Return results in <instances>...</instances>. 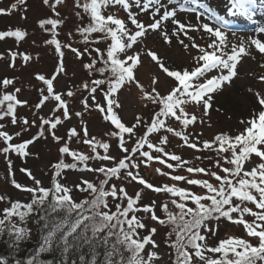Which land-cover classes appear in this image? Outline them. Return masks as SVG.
Listing matches in <instances>:
<instances>
[{"label":"snow or ice","instance_id":"6c2138e0","mask_svg":"<svg viewBox=\"0 0 264 264\" xmlns=\"http://www.w3.org/2000/svg\"><path fill=\"white\" fill-rule=\"evenodd\" d=\"M25 3L26 0H16L11 9ZM256 3L257 0H232L230 11L233 15L247 16ZM42 4L48 6L55 17L42 18L38 25L51 33V38L45 43L54 46L58 53V66L50 78L36 74L35 78L46 86L39 90L40 101L36 107H42L49 100H53L56 106L50 118L41 117L37 135L20 143H13V140L21 133L10 134L0 123V142L3 143L0 153L6 158L10 153L28 157L31 153L27 149L44 136L45 127L52 139L60 143L64 138L55 130L62 124V118L56 113H62L63 120H70L74 114L80 118L81 127L79 130L76 127L68 130L67 140L59 152L61 157L67 156L71 162L66 163L62 158L52 165L54 180L51 187L43 186L29 169L22 171L33 181V186L17 182L14 174L10 173L13 176L12 185L29 193L30 199L23 202L7 198L10 206L0 212V238L6 235L9 253L16 254L11 259L6 254H0V264H155L160 259L156 251L159 246L154 239L157 228L151 227L147 234L141 236V230L147 225L137 215L140 212L150 214V219L161 226L172 225L167 237L169 247L175 250L173 264H264V91L251 87L247 89L255 107L249 110L246 118L239 119L243 128L236 134L220 130L211 139L201 140L202 132L188 131L197 124L203 127L211 111H221L220 107L214 108V97L238 77L243 57H251L253 50L264 57V42L259 38L241 39L239 44H232L229 49V22L223 16L211 15L215 25L200 22V16L205 13L197 16L196 24L181 21L177 17V8H169L162 0H72L74 15L79 19L82 10L88 14L89 22L76 27L68 36L80 35L85 45L105 44L103 50L86 46L81 51L72 47L70 42L62 44L57 38L58 28L65 23L57 7L64 5L65 0H42ZM109 5L121 6L127 14L126 19L119 18L115 13L105 15L103 10ZM133 6L141 13H149L151 22L145 24L139 20L137 13L132 11ZM11 9L0 8V14ZM179 10L197 11L183 5ZM169 22L172 25L170 31ZM200 31L210 39L207 46L195 43V38L190 35ZM259 31L264 33V28ZM150 32L157 33L166 44L171 45L175 39L185 50L190 46L195 49L197 54L192 57V66L168 64L157 50L137 49L135 46L142 43ZM92 34H97L95 39H91ZM26 35V31L20 28L0 31V40L13 37L20 41ZM185 39L189 43H185ZM63 48L72 51L78 58L84 55L90 57V62L83 66L90 75L98 74L99 78L91 80V87L88 82L83 83V89L91 94L92 102L90 105L89 97L81 101L84 111H69L64 97L74 95L71 89L60 93L54 88L57 76L65 72ZM8 55L11 61L9 67H15L17 56L25 64L32 60L28 53L9 51ZM145 55L171 81L163 90L158 76L154 75L147 87L137 78ZM213 72L216 74H211ZM257 79L264 83V75H259ZM14 83L13 78L0 81L4 88ZM132 84L138 90L141 107L151 106L147 120L143 113L134 115L131 122H126L120 115L125 110L120 93ZM98 90L102 100H97ZM19 92L20 88H15L14 92H5L0 96V121L9 118L11 124L17 123V107L27 104V101L18 98ZM197 109L202 110L199 115ZM91 110L99 112L103 120L110 124L107 140L90 134L83 117ZM22 123L28 125L29 121L24 118ZM207 126H212L210 121H207ZM141 129L142 134H138ZM154 134L156 142L152 139ZM170 136L178 138L181 143L177 147L180 149L186 147L196 153L213 155H196L186 159L176 151L167 150ZM73 137L82 141L90 153L72 149L70 143ZM113 139L119 155L110 152L112 145L108 141ZM253 156L256 161L252 160ZM90 160L106 163L93 168L89 165ZM205 160L211 162L209 167L196 163ZM8 163L11 167L10 159ZM153 163L161 166L156 167L154 172L172 183L150 182L141 175V167H151ZM249 163L254 166L246 169ZM64 170L93 172L103 178L98 183L83 179L76 184V190L88 193V198L77 201L72 196L73 187L61 182ZM113 178L121 181L119 187L115 183L110 184ZM129 182L140 186L134 195H130L124 187ZM193 187L203 191H193ZM145 190L169 196V200L160 205L163 218L156 214L155 200L141 204ZM109 197L114 202V211L109 205ZM5 200L6 197L0 195V202ZM169 203L177 211L170 210ZM190 203L194 206H189ZM246 215L254 219L250 222ZM30 217H35L40 240L27 256L19 257L21 244L31 236V229L27 227ZM221 219L242 225L247 236L257 238L258 244H252L250 239L229 237L220 240L217 246L209 247L207 235H215ZM173 235L175 239H172ZM146 246H151L152 250L145 253ZM52 253L58 256L48 260L42 258Z\"/></svg>","mask_w":264,"mask_h":264},{"label":"rangeland","instance_id":"374dc122","mask_svg":"<svg viewBox=\"0 0 264 264\" xmlns=\"http://www.w3.org/2000/svg\"><path fill=\"white\" fill-rule=\"evenodd\" d=\"M163 3L167 4L169 8H177V17L181 21H189L193 24L197 23V16L200 13H205V15L200 16L201 23H212L215 25V21L210 17L212 14L223 16L229 22L228 32V43L229 49L232 44H239L241 39L249 38H259L264 42V33H261L259 29L264 28V0H257L255 5L251 6L250 14L245 16L242 14L233 15L230 11L232 6V0H198V3H194V0H162ZM16 3V0H0V8L6 10L11 9V5ZM183 5L185 8H196V12L191 11H180V6ZM57 11L60 12L61 17L65 19L63 26L58 28L59 36L57 37L62 44L71 43L72 47L78 48L81 51L87 47H99L102 50L105 48L104 42L99 44L85 45L83 41H79V35L68 36L69 32H74L77 24L81 22V18H77L74 15V8L72 5V0H65V4L57 7ZM132 11L137 13V18L144 22L145 24L151 22L150 14L147 12L141 13L139 9L133 6ZM105 15L110 13H115L119 18L126 19V12L121 6H111L109 5L104 9ZM55 18L51 9L48 6L42 4V0H26L23 5H18L16 9H11L5 14H0V31L15 30L20 28L26 31L27 35L24 39L17 41L13 37H8L0 40V55L3 56L0 59V81L4 78H13L15 80L14 85H10L4 88L0 84V96L5 92L12 93L15 88H20V92L17 94L18 98L22 101H27L26 105L18 106L16 109L17 123L15 125L11 124L9 118H5L0 123L5 125L4 130L8 131L10 134L20 132L21 135L13 140V143H20L24 140L33 138L39 132L40 119L50 118L52 115V110L55 108L56 104L53 100H49L44 103L40 108L36 105L40 101V89L46 88V86L38 81L35 77L36 74H43L46 78H50L52 74L56 71L58 66V53L55 52L54 46L47 45L45 41L51 38V33L46 32L41 29L38 25V21L42 18ZM87 20V19H86ZM50 27V26H46ZM129 27L132 26L129 24ZM172 25L168 23V29L171 30ZM195 38V43L201 46H207L210 43V39L207 34L203 31L190 33ZM96 36V35H95ZM185 43H189L185 39ZM137 49L149 48L157 50L158 54L165 58L168 64H178L192 66V57L196 55V50L189 47L185 50L177 40L173 39L171 45L166 44L157 33L150 32L147 38L135 46ZM229 49H226L228 51ZM64 51V67L65 72L57 76L54 81V88L57 92L66 93L69 89L74 92L72 97L65 96L69 105V111L75 113L77 111H84L81 101L85 97H89V104L91 105L90 93L83 89V83L88 82L89 87H91V80L94 75H90L89 72L84 68V64L90 58L84 55L83 58H78L72 51L67 48L62 49ZM9 51L28 53L32 56V60L25 64L20 56H17L15 61V67H9L11 63L10 57L8 55ZM92 55H96L95 52ZM254 57V58H252ZM264 57L257 54L256 51H252V56H245L242 59V63L239 66V75L234 79L231 86L225 85L224 91L219 93L214 100V108L220 107L221 111L217 112L215 110L210 112V117L206 118V124L201 127L197 124L195 127H190L188 131L197 133L202 132L201 140L211 139L213 135L220 130H227L232 134H236L238 131L242 130L243 125L239 123L240 118H246L249 115V110L255 107L253 102V97L247 92L249 87L254 90L264 91V83L260 82L257 77L259 75H264ZM211 74H216L215 72ZM158 76L160 78V88L163 90L165 87L171 84L164 74L159 70L157 64L146 55L142 57V64L140 65L137 78L146 87L151 81L153 76ZM45 94L46 91H45ZM97 100H102L101 92L98 90L96 93ZM120 98L125 104V110L120 113L121 117L126 122H131L133 116L136 114L143 113L145 119L147 120L150 112L151 106L148 108L141 107L138 100V90L135 84L126 86L125 90L120 93ZM191 110V108H189ZM202 110L197 109V115L200 114ZM61 115L62 124L58 125L56 134L64 138L60 143L55 142L50 135V131L45 127V133L42 138L36 140L32 145L29 146L27 151L31 153L28 157H22L15 153H10L8 158L5 157L3 153H0V195L6 197V200L0 202V212L5 207L10 206L7 198L11 201H23L27 202L30 199V194L21 190L16 189L11 180L13 178L11 174H14V178L17 182L26 185L33 186V181L28 177V175L22 171V169H29L32 174L42 182L45 187H51L54 180V169L52 165L58 162L60 159H64L66 163H70L71 159L67 156L61 157L59 148L62 146L65 140H67L68 130L72 127H76L78 130L81 127L80 118L72 115L70 120H63L62 113H56ZM228 117H231L230 119ZM27 118L29 121L28 125H23L22 121ZM84 122L87 124L90 134L95 135L97 139H108L106 133L110 130L111 126L108 122H105L101 114L95 110L85 112L83 117ZM35 121V124L32 122ZM207 121H210L211 127L207 126ZM141 132L138 134H142ZM153 141L156 142L155 134L152 137ZM112 147L110 149L111 154L119 155L116 148V141H108ZM181 143L178 138L170 136V144L167 150L176 151L178 154H182L186 159H192L196 155L210 156L212 153H196L188 148L180 149L177 145ZM0 147H3V143L0 142ZM70 147L74 150L85 151L90 153V150L82 141L73 137L70 143ZM103 154L102 149L99 150ZM11 160V167H9L8 160ZM253 161H256L255 156L252 157ZM102 163L97 160H90V167L96 168L101 166ZM196 163L200 166L209 167L211 162L208 160L200 163ZM254 164H246V169H250ZM156 167H161L158 164L153 163L151 167H141V175L149 179L150 182L154 183H172L163 177L158 176L154 169ZM166 170V169H165ZM181 174H184L181 172ZM102 176H97V174L88 171L80 170H64L62 172L61 182L69 187H73L72 196L75 200L79 201L81 199L88 198V193H82L75 189V185L80 183L81 180L86 179L94 183H98ZM214 182V181H213ZM115 183L118 187L121 181L113 180L110 184ZM180 186H186L181 184ZM126 190L130 195L139 190V185L135 182H129L124 185ZM193 191L202 192L203 190L197 187L192 188ZM109 199V205L114 211V202L111 197ZM152 200L156 201V214L163 218L164 214L161 210L160 205L169 200L167 194H156L150 190H145L142 195L141 204L150 203ZM126 204V201L124 202ZM189 206H194L189 204ZM249 207L253 205L249 204ZM169 208L172 211H177L171 203H169ZM255 210V208H254ZM138 216L142 217L147 225V228L141 230V236L147 234L148 229L151 227H156L157 232L154 236L156 243L158 244V249L156 251L159 253L160 259L155 261V264H170V247L168 245L167 233L172 230V225L161 226L150 219V214L143 212L137 213ZM250 222L254 219L251 216L245 217ZM35 217H30L27 221V227L31 229V236L34 237L36 234V226L34 223ZM229 237H237L250 239L251 243L258 244L257 238H250L247 236L246 231L242 225H236L226 220L221 219L219 221V228L217 229L215 235H207V244L209 247L217 246L218 242L222 239H227ZM172 239H174L172 237ZM151 246H146L145 253L151 251ZM218 255V254H217Z\"/></svg>","mask_w":264,"mask_h":264},{"label":"trees","instance_id":"16d2710c","mask_svg":"<svg viewBox=\"0 0 264 264\" xmlns=\"http://www.w3.org/2000/svg\"><path fill=\"white\" fill-rule=\"evenodd\" d=\"M104 14H105V12H104ZM80 18H81V22L79 24H77L76 27H78L80 25H86L89 22L88 14L84 13L82 10H81V17ZM95 35H97V34H92L91 39H95L96 38ZM78 37H79V41H83V38L80 35ZM88 62H90V59L88 61H86V63H88ZM94 78H99L98 74L94 75V77L92 79H94ZM35 226H36V234H35V236L33 238L30 237L29 240H27L26 242L21 244L20 251L18 253L19 257L27 256L29 254V252L37 246V244H38V242L40 240V234H39V229H38V226H37L36 223H35ZM173 238L175 239L174 235H173ZM6 240H7V236L6 235L3 238H0V254H6L11 259V257L16 255V254L15 253H9V249L7 247V244H6ZM84 251L87 252L88 249L85 248ZM99 251L101 253L100 259L102 260L103 259V255H102L103 248L99 249ZM57 256H58L57 253H52V254H49V255H45L42 258L45 259V260H48V259H52L53 257H57ZM72 258H75V256H73ZM175 258H176L175 257V250L170 247V264H173V261L175 260Z\"/></svg>","mask_w":264,"mask_h":264}]
</instances>
